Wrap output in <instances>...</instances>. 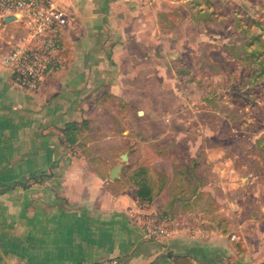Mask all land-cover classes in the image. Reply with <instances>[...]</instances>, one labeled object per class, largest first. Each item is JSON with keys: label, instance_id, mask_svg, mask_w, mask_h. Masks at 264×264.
Here are the masks:
<instances>
[{"label": "crops", "instance_id": "0c3cea01", "mask_svg": "<svg viewBox=\"0 0 264 264\" xmlns=\"http://www.w3.org/2000/svg\"><path fill=\"white\" fill-rule=\"evenodd\" d=\"M58 1L69 13L62 68L27 90L0 64V264L110 257L125 264H176L171 254L199 264H264V250L241 240L232 224L193 222L177 211L183 202L210 199L201 188L181 195L180 186L207 181L185 172L199 168L196 162L169 157L163 145L168 135L176 142L186 135L194 157L190 134L172 135L156 124L163 113L154 105L164 93L177 94L182 68H173L171 60L182 54L181 7L197 6L193 16L180 20L184 24L220 25L224 21L210 17L203 5L215 0ZM22 36L17 22L1 23L0 52ZM71 122L78 126L73 143L63 137ZM135 170L155 172L152 201L136 198L130 180ZM262 206L256 204L251 219L264 226ZM147 220L169 232L148 236Z\"/></svg>", "mask_w": 264, "mask_h": 264}, {"label": "rangeland", "instance_id": "374dc122", "mask_svg": "<svg viewBox=\"0 0 264 264\" xmlns=\"http://www.w3.org/2000/svg\"><path fill=\"white\" fill-rule=\"evenodd\" d=\"M203 5L208 6L210 17L224 23L184 24L180 20L193 16L197 6L181 7L178 36L182 54L171 60L173 68H182L177 94L164 93L161 104L154 105L159 115L163 113L157 128L172 135L190 134L193 140L194 157L188 151L186 135L177 142L166 136L163 145L169 157L196 162L199 168H185V172L207 181L205 186L197 180L194 185L180 186L181 195L201 188L210 199L183 202L177 211L189 213L193 222L232 224L241 240L264 250V226L251 219L256 204L263 205L259 209L264 211V52L261 43L253 40L245 50L254 52L257 59L248 62L238 47L250 38L264 42V0H215ZM169 83L175 85L174 80ZM147 175L151 182L156 176L153 170Z\"/></svg>", "mask_w": 264, "mask_h": 264}, {"label": "built area", "instance_id": "2783aa9c", "mask_svg": "<svg viewBox=\"0 0 264 264\" xmlns=\"http://www.w3.org/2000/svg\"><path fill=\"white\" fill-rule=\"evenodd\" d=\"M9 16H13L10 21L18 23L23 36L1 49L0 64L11 70L15 83L36 90L49 74L64 65L62 36L69 23V13L58 0H0V24ZM144 226L148 236L169 232L155 220H147ZM78 264L125 263L118 257H110Z\"/></svg>", "mask_w": 264, "mask_h": 264}, {"label": "trees", "instance_id": "16d2710c", "mask_svg": "<svg viewBox=\"0 0 264 264\" xmlns=\"http://www.w3.org/2000/svg\"><path fill=\"white\" fill-rule=\"evenodd\" d=\"M255 39L258 40V42L261 43V45H262L261 46V48H262L261 52H264V42L262 40H260L259 38H250L249 41H247V43H244L243 45L241 44L240 46H238L241 51L245 52L246 57H247L246 59H247L248 62L252 58H256L257 59V57H255V53L254 52H248L247 53V50H245L246 47L248 45H250L252 43V41L255 40ZM226 47L227 46H225V48ZM262 70L264 71V67H263ZM77 132H78L77 124L75 122L68 123L66 125L65 129L63 130V134H64L63 137H64V139L67 142L73 143L76 140ZM130 176H131L130 180L132 181V183L135 186V195H136V198L138 199V201L140 203L141 202H150V201H152L153 195H154V192H155V187H154V184L151 182V180H149V178L147 177V172L135 170L134 174H131ZM164 185L165 184L161 183L158 186L159 189H162L164 187ZM225 230H226V228H224V231ZM171 257H173V260H174V262L176 264H199L197 261H195L194 258H192L191 256H188V255L171 254Z\"/></svg>", "mask_w": 264, "mask_h": 264}, {"label": "water", "instance_id": "95a60500", "mask_svg": "<svg viewBox=\"0 0 264 264\" xmlns=\"http://www.w3.org/2000/svg\"><path fill=\"white\" fill-rule=\"evenodd\" d=\"M12 19H13V16H9V17L6 18V21H10ZM121 158H122L123 161H127L128 160V155L126 153H124V154L121 155ZM121 168H122V165L121 164L116 165L112 169V172H111L110 177L112 179L117 178L119 176V172H120Z\"/></svg>", "mask_w": 264, "mask_h": 264}]
</instances>
